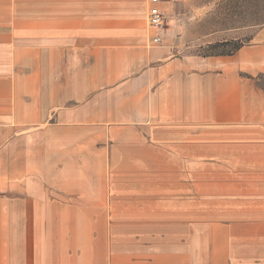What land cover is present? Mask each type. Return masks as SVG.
Returning <instances> with one entry per match:
<instances>
[{
  "label": "rangeland",
  "instance_id": "rangeland-1",
  "mask_svg": "<svg viewBox=\"0 0 264 264\" xmlns=\"http://www.w3.org/2000/svg\"><path fill=\"white\" fill-rule=\"evenodd\" d=\"M16 1L0 0V16ZM184 1L188 41L174 50L163 44L172 26L163 13L161 43L147 42L162 52L159 65L181 58L182 48L195 60L232 55L264 25V0ZM166 87L148 89V101ZM111 93L106 103L118 88ZM145 106L126 111V122L93 127L100 133L84 136L83 152H48L29 168L0 173V264H229L260 237L264 183L252 177L264 170L210 159L212 135H170L165 127L151 135L155 117ZM157 113V127L165 126L164 111Z\"/></svg>",
  "mask_w": 264,
  "mask_h": 264
},
{
  "label": "crops",
  "instance_id": "crops-1",
  "mask_svg": "<svg viewBox=\"0 0 264 264\" xmlns=\"http://www.w3.org/2000/svg\"><path fill=\"white\" fill-rule=\"evenodd\" d=\"M36 1L32 15L31 1L17 0L0 16V173L29 168L48 152H83L84 136L100 133L93 127L126 122V111L144 112L146 102L151 135L164 127L170 135H212L210 159L264 170V25L232 55L195 60L182 48L181 58L159 65L162 52L147 47L148 0ZM185 2L160 5L172 23L163 44L173 50L189 39ZM161 84L164 92L148 101V89ZM114 87L118 96L106 103ZM158 111L165 126L157 127ZM252 179L264 183V171ZM259 236L229 264H264V230Z\"/></svg>",
  "mask_w": 264,
  "mask_h": 264
},
{
  "label": "built area",
  "instance_id": "built-area-1",
  "mask_svg": "<svg viewBox=\"0 0 264 264\" xmlns=\"http://www.w3.org/2000/svg\"><path fill=\"white\" fill-rule=\"evenodd\" d=\"M166 0H148L147 23L154 30L151 38L153 44L161 43V35L164 28L165 17L160 9V5Z\"/></svg>",
  "mask_w": 264,
  "mask_h": 264
}]
</instances>
